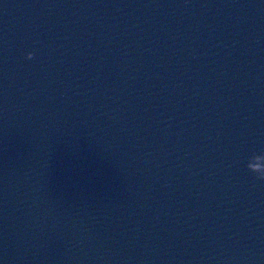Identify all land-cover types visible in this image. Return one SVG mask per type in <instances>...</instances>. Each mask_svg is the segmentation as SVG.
<instances>
[{
	"label": "water",
	"instance_id": "water-1",
	"mask_svg": "<svg viewBox=\"0 0 264 264\" xmlns=\"http://www.w3.org/2000/svg\"><path fill=\"white\" fill-rule=\"evenodd\" d=\"M264 0H0V264H264Z\"/></svg>",
	"mask_w": 264,
	"mask_h": 264
},
{
	"label": "clouds",
	"instance_id": "clouds-1",
	"mask_svg": "<svg viewBox=\"0 0 264 264\" xmlns=\"http://www.w3.org/2000/svg\"><path fill=\"white\" fill-rule=\"evenodd\" d=\"M258 178L264 180V176H258Z\"/></svg>",
	"mask_w": 264,
	"mask_h": 264
}]
</instances>
